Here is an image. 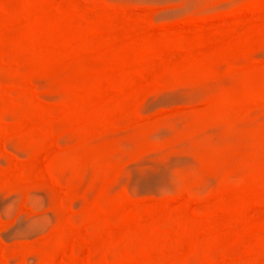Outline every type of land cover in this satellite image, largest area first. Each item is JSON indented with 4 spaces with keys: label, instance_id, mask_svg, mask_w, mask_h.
Listing matches in <instances>:
<instances>
[{
    "label": "rangeland",
    "instance_id": "obj_1",
    "mask_svg": "<svg viewBox=\"0 0 264 264\" xmlns=\"http://www.w3.org/2000/svg\"><path fill=\"white\" fill-rule=\"evenodd\" d=\"M0 264H264V0H0Z\"/></svg>",
    "mask_w": 264,
    "mask_h": 264
},
{
    "label": "bare ground",
    "instance_id": "obj_2",
    "mask_svg": "<svg viewBox=\"0 0 264 264\" xmlns=\"http://www.w3.org/2000/svg\"><path fill=\"white\" fill-rule=\"evenodd\" d=\"M136 181H137V184L139 185V187L141 188V190L157 191V190L161 189V187H162L163 175L161 173H150V174H145V175H137ZM20 228L24 229L25 232H29V234H30V232L33 233V231L36 230V227H34V225H29V224H25V223H20ZM21 234H23V233H21Z\"/></svg>",
    "mask_w": 264,
    "mask_h": 264
}]
</instances>
